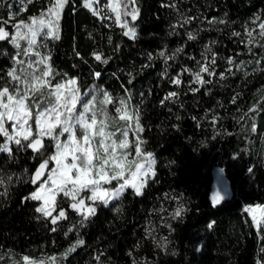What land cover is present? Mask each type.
Segmentation results:
<instances>
[{
    "label": "trees",
    "instance_id": "trees-1",
    "mask_svg": "<svg viewBox=\"0 0 264 264\" xmlns=\"http://www.w3.org/2000/svg\"><path fill=\"white\" fill-rule=\"evenodd\" d=\"M16 1L0 0V21L9 33L13 22L28 21L50 4L23 0L26 11L15 13ZM136 7V21L123 17L136 28L135 39H130L121 26L93 15L83 0H67L59 18V39L47 38L45 48L55 72L53 83L75 79L82 99L93 93L111 117L120 99L139 110L144 129L140 138L145 141L141 147L154 154L155 176L143 195L128 187L109 205L99 204L82 225V216L68 207L71 200L62 198L68 219L53 225L35 211L39 201L24 200L37 187L30 177L40 158L12 144L13 157L0 153V174L12 175L10 184H0V264H23L24 256L55 257L58 264H100L98 255L102 264H264V225L256 228L244 210L245 205L264 206V71L259 70L264 47L257 43L255 56L243 51L245 58L240 59L239 37L232 36L255 14H264V0H138ZM180 13L196 19L180 27ZM213 17L226 24L209 25ZM189 31L195 40L188 39ZM26 44L21 41L22 47ZM205 45L217 54V62L234 56L237 63H262L234 69L235 75L226 74L225 80L210 78L213 83L203 87L190 85L193 77L182 69H195ZM177 48L183 51L167 62L158 55L165 51L172 56ZM18 51L8 40L0 41V80L8 79ZM93 53L107 62L97 61ZM178 73L179 86L171 83ZM190 86L199 91H190ZM105 91L113 100L106 106L101 103ZM169 92L178 96L161 104ZM253 105L259 110L249 112ZM244 113L248 116L241 120ZM253 122L256 131L251 130ZM46 143L51 154L52 143ZM215 168L223 169L230 195L214 206L210 191ZM177 208L181 214L174 217ZM78 238L84 243L69 251Z\"/></svg>",
    "mask_w": 264,
    "mask_h": 264
},
{
    "label": "snow or ice",
    "instance_id": "snow-or-ice-1",
    "mask_svg": "<svg viewBox=\"0 0 264 264\" xmlns=\"http://www.w3.org/2000/svg\"><path fill=\"white\" fill-rule=\"evenodd\" d=\"M21 2L23 3V0ZM31 2L32 0H28V3ZM49 2L50 7L42 11L38 17H29L28 22L20 20L14 24L15 32L13 34L6 31L5 22L0 21V41L8 40L17 49H20L12 57L13 66L7 71L8 79L0 80V136L4 137L3 143H0V153H6L9 157H13L12 144L16 146V150L30 149L34 157L40 158V163L30 177L31 183L38 184V187L29 196L24 197V200L42 201L35 211L56 225L58 221L68 219L62 199L68 198L71 200L68 207L82 216L80 221L82 225L84 221L96 214L99 204L109 205L110 201L118 199L128 187L135 190V195H143L142 189L147 186L148 180L155 176L153 168L155 158L152 152L145 151L141 147L145 141L139 137V133L144 129L140 124L138 109L130 113L126 102L121 100L120 106L116 108V113L119 114L121 121L128 123L124 128L117 127L115 131H109L108 121L110 118L107 108L97 111L95 96L85 102L75 79H69L63 83H53L55 72L52 65L48 63L50 57L42 56L41 53L34 51L38 43L36 37L46 34L54 39H59L58 21L67 0H49ZM93 2L94 0H83V6L89 8L93 15H98L100 14L99 9L92 8ZM137 2L138 0H108L106 5L115 13V22L125 29L123 34L130 39H135L136 28L129 26V21L123 17L131 16L132 21L137 20L139 15V9L136 7ZM168 6L177 7L176 4ZM20 11H26V8H21ZM11 15L16 14L11 13ZM104 18L111 19L110 16ZM193 19L196 17L180 13L177 23L183 27L191 23ZM207 23L209 25L226 24V21L213 17ZM251 23L257 25L259 31L245 25L244 37L246 40L240 32L234 31L232 36L242 37L240 42L246 43V45L259 43L260 47H264V42H262L264 41V18L258 15ZM175 28L176 25H173V29ZM43 29H47V32L44 33ZM187 37L189 40L196 39V35L191 31L187 32ZM21 41H26L27 47H22ZM210 43L215 44L216 42ZM182 51V48H177L172 56H168L165 51L159 52L158 55L164 57L167 62L168 59H174L176 54ZM248 51L253 56L256 55L252 47H249ZM30 54L41 58L28 61L20 59L21 55L29 56ZM93 55L97 61H102L101 54L93 53ZM239 55V53L236 54V56ZM201 57V60L196 61L195 69H182L183 72L191 73L193 79L189 82L190 85L198 83L203 87L213 83L211 79L206 80L204 74L209 77L217 76V54L210 45H205ZM149 58L151 59V54H149ZM226 62L228 67L218 73L220 80L227 79L226 74L235 75L233 69L243 71L246 64L254 62L259 66L262 63L261 59L241 60L237 63L234 56L227 57ZM40 65L44 66L42 71L39 68ZM256 70L254 69V71ZM259 70L264 71V68H259ZM244 74L248 75L247 72ZM100 75L99 72L95 73L96 77ZM171 83L177 86L181 85L182 80L179 73L171 79ZM190 91L195 93L199 91V88L190 86ZM177 96V92H169L161 100V104ZM103 97L104 99L101 101L103 105L113 103L112 97L106 91L103 92ZM238 98L239 93L233 96L231 102L236 103ZM258 110L257 106L253 105L249 112ZM247 116L248 113H244L240 119L244 120ZM212 122L215 124V116H213ZM251 130L256 131L254 122ZM130 132H133L137 137L135 156H132L129 150ZM117 133L122 138L118 139ZM65 136L66 139H61ZM46 141L53 142L54 151L51 154H48ZM53 162L55 166L50 167ZM220 171L222 172L223 169ZM251 171L252 169H249V172ZM125 173L128 174L127 177ZM121 180L123 183H119ZM11 181L12 175L0 174V184L6 182L10 184ZM113 181H117L116 187H105V185H111ZM2 194L4 193H0V195ZM223 199L221 191L217 190L212 195V204L218 205ZM244 210L251 215L254 225L258 228L264 225V219H257L258 212L264 217V206H249ZM54 212H58V214L54 215ZM180 214L181 209L177 208L173 216L178 217ZM213 224L214 221L209 222L208 228L211 229ZM75 227L76 225H73L68 229V232L73 231ZM51 230L55 232L57 229L53 227ZM68 232L65 235H68ZM83 243V239L78 238L69 251H74ZM3 259L4 257L0 256V260ZM23 260L26 264H37L28 256H24ZM96 260L102 264L99 255ZM39 264H45V261L41 260ZM48 264H55V257L49 258ZM133 264H137V262L133 261Z\"/></svg>",
    "mask_w": 264,
    "mask_h": 264
},
{
    "label": "rangeland",
    "instance_id": "rangeland-1",
    "mask_svg": "<svg viewBox=\"0 0 264 264\" xmlns=\"http://www.w3.org/2000/svg\"><path fill=\"white\" fill-rule=\"evenodd\" d=\"M108 4V0H94V2L92 3V8L93 9H99V13L100 14H98V16L100 17V18H103L104 20H106V21H108L109 23H114V24H116V25H118L116 22H115V19H116V16H115V13L114 12H112L111 11V9L110 8H107L106 7V5ZM21 6H22V2H21V0H18V1H16L14 4H13V7H12V9H13V11L15 12V13H19L20 11H19V9L21 8ZM50 7V4H49V6L47 7V8H49ZM46 10V9H45ZM44 10V11H45ZM41 13V12H40ZM60 14H61V12H60ZM261 16L262 18H264V14L263 13H258V14H255L245 25H248L249 27H251V28H254V29H256V31H259L258 30V28H257V25H255V24H252L251 23V21L254 19V17H256V16ZM39 16V14L37 15V16H32V17H38ZM107 16H110L111 17V19H106V18H104V17H107ZM60 18V17H59ZM20 20H23V21H25V22H28V21H26L24 18H21V19H19V20H17V21H15V22H13V24L11 25V26H13L14 24H16L18 21H20ZM58 25H59V21H58ZM244 25V26H245ZM120 26V25H119ZM244 26H243V29H242V31L240 32L241 34H242V37H244ZM124 31H125V29H123ZM44 33H46L47 32V29H43L42 30ZM15 32V29H14V27H13V29H12V31H11V33L10 34H13ZM58 32H59V29H58ZM242 37H239V42L241 41V38ZM47 38H52V37H50V36H48V35H46V34H44V35H42V36H37L36 37V39H37V41H38V43H37V45L35 46V49H34V51L35 52H39V53H41L42 54V56H47V57H49L48 56V54H47V52H46V48H45V42H46V40H47ZM245 38V40H246V37H244ZM240 44H241V53H240V51H239V54H240V56H239V58L240 59H242V58H245L244 57V55H243V51H248V48L249 47H254L255 45H246V43H241L240 42ZM25 47H27V44H26V46ZM243 55V56H242ZM24 57V60H26V61H28V60H39L41 57H39V56H36V55H34V54H30L29 56H23ZM237 62V61H236ZM48 63H49V61H48ZM43 65H40L39 66V68H40V70L42 71L43 70ZM228 67V65H227V62H226V60H220V61H218L217 63H216V70H217V76H218V73L219 72H223L224 70H225V68H227ZM260 68H264V65L263 66H260ZM234 70V69H233ZM190 76H192V75H190ZM204 78L207 80V79H210V78H213V77H209V76H207V74H204ZM193 79V78H192ZM67 80H69V79H65V80H63V81H61L60 83H63V82H65V81H67ZM195 84H198V83H195ZM262 86V83L260 84V85H258V87L260 88ZM92 95H87L85 98H84V100H85V102L88 100V99H92V96H94V94L93 93H91ZM103 99H104V97H103ZM103 99H102V101H103ZM120 101H121V99L118 101V103H117V105L113 108V110H112V112H113V114H112V116L113 117H111V116H109V121H108V123H109V131H115V129L117 128V127H119V128H124L126 125H127V121H121L120 119H119V114H117L116 113V108L117 107H119L120 106ZM125 102H126V105H127V108H128V110H129V112L131 113V112H134L135 110H137V108H135L134 106H132L128 101H126V100H124ZM96 103V102H95ZM78 107H79V105H78ZM105 107H103V106H100V105H98L97 103H96V109H97V111H101V110H103ZM109 115V114H108ZM113 118H115V119H113ZM135 128V124H134V121H133V129ZM139 137H140V133H139ZM117 138L119 139V138H122L121 136H120V134L119 133H117ZM61 139H66V136L65 137H61ZM128 139H129V141L131 142L130 143V148H129V150H130V152H131V154H132V156H135V142H136V139H137V137H136V135L133 133V132H130L129 133V137H128ZM141 139V138H140ZM51 143H52V145H53V142L52 141H50ZM53 147V146H52ZM53 151H54V148H53ZM52 151V152H53ZM55 166V164H54V162H53V164L50 166V167H54ZM154 166H155V164L153 165V168H154ZM127 173H125V176L127 177ZM212 175H213V185L214 184H222L224 187H225V189H226V194H227V196H229L230 195V189H229V183H228V180L226 179V177L221 173V171L218 169V168H215L213 171H212ZM119 183H123V181L121 180V181H119ZM212 185V186H213ZM117 186V181H113L112 182V184L111 185H105V187H109V188H114V187H116ZM37 187H38V184H37ZM36 187V188H37ZM131 188V187H130ZM133 189V188H132ZM36 190V189H35ZM34 190V191H35ZM134 190V189H133ZM135 191V190H134ZM88 195H90V193H88ZM87 203V202H86ZM40 204H42V201H39V206H40ZM257 205H259V206H263L262 204H254V205H245L244 206V209L246 208V207H249V206H251V207H256ZM249 214V213H248ZM249 216L251 217V215L249 214ZM251 219H252V217H251ZM257 219L259 220V219H263V217L259 214V212L257 213ZM253 221V220H252ZM255 227L257 228V226L255 225ZM30 260H33V261H36L37 262V264H39V262L41 261V260H43V261H45V264H48V261H49V258H47V257H44V258H42V259H40V260H35V259H31L30 258ZM23 264H26V262L24 261V263ZM55 264H58V258H55Z\"/></svg>",
    "mask_w": 264,
    "mask_h": 264
},
{
    "label": "water",
    "instance_id": "water-1",
    "mask_svg": "<svg viewBox=\"0 0 264 264\" xmlns=\"http://www.w3.org/2000/svg\"><path fill=\"white\" fill-rule=\"evenodd\" d=\"M40 163V162H39ZM38 163V164H39ZM38 166V165H37ZM36 166V167H37ZM35 170H36V168H35ZM35 170L32 172V173H34L35 172ZM217 190H220L221 191V194L224 196V199L221 201V202H223L226 198H227V194H226V189H225V187L222 185V184H214L213 186H212V188H211V191H210V200H211V202H212V195H213V193L215 192V191H217ZM220 202V203H221Z\"/></svg>",
    "mask_w": 264,
    "mask_h": 264
}]
</instances>
